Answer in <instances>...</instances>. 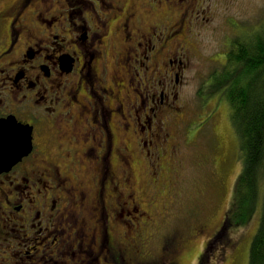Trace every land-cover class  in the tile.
I'll list each match as a JSON object with an SVG mask.
<instances>
[{
    "label": "flooded vegetation",
    "instance_id": "1",
    "mask_svg": "<svg viewBox=\"0 0 264 264\" xmlns=\"http://www.w3.org/2000/svg\"><path fill=\"white\" fill-rule=\"evenodd\" d=\"M90 1L98 31L72 20L67 28L53 0H16L0 10V21L9 22L0 51V119L14 116L33 127L32 151L0 172V242L15 256L11 264H68L70 256L75 264H124L137 251L116 245L104 226L110 216L122 223L124 213L132 214L124 208L139 211L135 170L128 173L132 185L120 181L116 166L132 163V135L122 133L124 153L115 147L116 130H148L144 143L152 146L144 151L153 163L167 133L160 110L191 61L187 44L166 53V40L190 27L185 8L177 10L179 19L160 24L148 23L146 9L173 13L176 2L191 0H151L141 14L137 0H100L103 15L99 1ZM108 93L117 100L108 101ZM108 197L122 207L120 217L116 209L110 214Z\"/></svg>",
    "mask_w": 264,
    "mask_h": 264
},
{
    "label": "rangeland",
    "instance_id": "2",
    "mask_svg": "<svg viewBox=\"0 0 264 264\" xmlns=\"http://www.w3.org/2000/svg\"><path fill=\"white\" fill-rule=\"evenodd\" d=\"M15 1L0 0V10L11 7ZM94 1H99L103 7L99 9L103 15L104 4L100 0ZM150 1H135L139 14L143 12L144 3ZM53 4V12L63 9L61 21L69 29L73 26L71 20L80 25L86 22L91 31H98L102 24L99 14L93 12L92 5L95 4L90 0H53ZM184 8L190 28L170 35L168 39L167 33L163 37V40L167 39L166 53L175 52L184 43L191 50L190 65L184 69L180 86L173 85L167 105L160 110L166 121V138L162 134V143L155 145L159 147L150 165L144 151L152 146L144 143L148 130L139 132L135 129L134 134L131 130L126 132L117 128L115 147L119 151L123 149L122 133L132 135L133 143L129 146L135 155L131 158L132 163L129 160L127 165L116 166L121 182L127 179L130 183L129 179L134 176L128 173L135 170L136 183H131L139 211L124 208L132 214L124 213L122 223L110 216L104 226H108L116 245L119 243L125 247L123 249L129 248L132 252L137 249L134 254L127 255L124 264H249L250 247L259 227L261 209L258 207L246 224H237L232 219L236 205L235 187L244 167V155L226 93L224 90L213 93L209 85L213 73L224 70L226 53L233 41L237 38L249 41L255 33L264 30V0L176 2L173 13L164 7H153L152 11L146 9L150 14L147 21L150 24L157 20L172 22L180 18L177 10ZM7 27L8 21H0V51L7 42ZM108 64L106 62L105 66ZM144 71L140 69V74ZM176 91H179L178 96H175ZM109 93L108 101L117 100L115 94ZM134 94L132 91L135 99L137 94ZM44 132L41 130L39 137L45 136ZM48 146L57 145L50 143ZM174 150L178 152L175 159ZM159 163L164 168L162 172L157 170ZM122 188L128 191L123 184ZM125 199L129 200L128 197ZM107 205L111 215L112 209H116L120 217L122 207L111 197H108ZM17 242L15 240L14 244ZM14 244L12 242L11 246ZM0 245V261L15 262L10 251L3 252L4 240ZM66 261L68 264L79 262H72V256L66 257ZM46 264L53 262L47 260ZM102 264L107 263L102 260Z\"/></svg>",
    "mask_w": 264,
    "mask_h": 264
},
{
    "label": "trees",
    "instance_id": "3",
    "mask_svg": "<svg viewBox=\"0 0 264 264\" xmlns=\"http://www.w3.org/2000/svg\"><path fill=\"white\" fill-rule=\"evenodd\" d=\"M226 58L224 70L213 73L209 89L217 94L225 91L241 138L244 167L235 187L232 219L246 224L260 207L249 264H264V30L249 41L234 40Z\"/></svg>",
    "mask_w": 264,
    "mask_h": 264
},
{
    "label": "water",
    "instance_id": "4",
    "mask_svg": "<svg viewBox=\"0 0 264 264\" xmlns=\"http://www.w3.org/2000/svg\"><path fill=\"white\" fill-rule=\"evenodd\" d=\"M33 149V127L14 116L0 119V172L10 170Z\"/></svg>",
    "mask_w": 264,
    "mask_h": 264
}]
</instances>
